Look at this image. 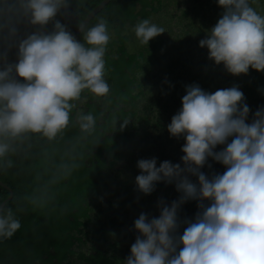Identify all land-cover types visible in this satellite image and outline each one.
<instances>
[{
    "label": "clouds",
    "instance_id": "9594fccd",
    "mask_svg": "<svg viewBox=\"0 0 264 264\" xmlns=\"http://www.w3.org/2000/svg\"><path fill=\"white\" fill-rule=\"evenodd\" d=\"M253 2L216 0L223 12L199 41L209 59L233 75L246 74L249 68L264 71V14L252 7ZM68 4L69 0H0V33L6 29L8 37H17L21 22L40 29L18 39L15 62L0 53V170L11 167L6 158L30 137L51 142L62 136L85 91L96 97L109 94L106 21L92 26L78 22L81 42L55 20ZM50 21L53 30L46 32L43 28ZM133 32L140 44H148L164 29L145 18ZM185 93L167 125L171 136L184 138L183 167L167 160L157 167L155 157L139 159L135 177L144 194L158 182L174 183L179 199L170 204L160 201L156 217L141 213L134 220L138 235L122 262L264 264V107L246 123L250 110L236 86L209 93L192 84L185 86ZM75 119L84 136L94 132L97 121L91 112L79 111ZM121 121L123 129L129 120ZM218 145L224 147L215 151ZM208 158L225 166L222 174L209 178L200 171ZM72 166L61 165L63 174ZM193 199L200 202V211L194 220L184 221L186 226L177 235L178 209ZM20 226L12 210L0 206V240L12 237Z\"/></svg>",
    "mask_w": 264,
    "mask_h": 264
},
{
    "label": "trees",
    "instance_id": "16d2710c",
    "mask_svg": "<svg viewBox=\"0 0 264 264\" xmlns=\"http://www.w3.org/2000/svg\"><path fill=\"white\" fill-rule=\"evenodd\" d=\"M101 1L103 0H69L68 7L62 9L55 20L72 32L77 28L78 22H82ZM197 3L203 4L200 0H194L193 4ZM149 6L150 9H147ZM161 6V0H110L89 21L90 24L86 25L92 26L101 19L107 24L110 39L104 56L105 79L109 85L110 108L113 109L109 112L103 109L98 102H94L95 96L85 91L70 113L69 126L62 136L51 142L32 136L17 152L6 158L12 161V165L0 170V206L10 208L21 226L12 237L0 240V264H65V262L69 264L72 260L69 258L74 255L77 256L78 261H84L85 264H115L102 247L108 234L120 229L126 223L119 211L120 208H128L129 200L126 198V193L119 194V200L108 201L104 205L103 209L114 213L105 215L103 225L108 223L112 228L99 227L85 232V235L94 234L95 239H100V246H93V253L89 254L77 249L78 242L82 240L80 235L82 229H86L91 221L92 206H101L106 200L104 193L110 191L108 169L112 167L114 161L107 160L105 151L108 150L112 156L124 158L126 155L121 149L122 141L126 140V134L133 135V129L141 136L138 141H145L141 142L140 146H136L139 142L133 143L136 149L143 148L138 156L133 154L134 161L137 162L139 157L151 156L157 159L159 166L161 161L169 157L164 143H170V136L161 133L164 125L169 124L171 117L180 109L181 97L186 94L185 86L192 85L199 79V83L205 81L200 83L202 86L210 87L208 90L212 88L207 78H199L203 71H199L200 73L197 71L195 74L188 69L184 71V75L179 74L175 71L177 64L172 62L173 55L169 57L166 53L157 55L154 49L164 48V40H157L151 48L144 44L137 52L128 51L127 45L131 38L130 33H126L128 29L133 28L142 19H150L153 13L161 9ZM196 8L197 6L192 10L194 19ZM191 29L189 17L188 28L183 31L193 32ZM37 30H40L39 26L21 22L17 26V37L10 38L5 29L0 33V53H6L9 62H15L18 39ZM43 30L52 31V22L50 21ZM75 38L82 42L81 32ZM192 56L195 59L196 53ZM155 60L167 62L158 65ZM195 62L196 60L192 70L197 69ZM209 64L215 68L210 70V74L217 77V81L213 84L216 85V90L236 86L243 93L245 103L249 98L255 97L257 90L246 84L241 74L233 75L227 70L224 71L220 67L221 64L215 62ZM140 67H147V71L155 72V77L165 83V88L154 83L161 89L159 93L152 87L150 90L139 87L136 93L138 81L135 72ZM168 72L171 74H167ZM252 72L254 86H257L261 80L264 81V71L252 70ZM18 80L22 81V78L19 77ZM139 96L144 97L148 104L135 108L138 104L134 101ZM83 99H88L85 105L87 109L84 112H91L97 121L94 132L87 136L80 132L75 119L77 108ZM129 101L133 106L132 109L117 107L118 104ZM147 106H153L159 114L155 123H152L150 115L141 111L142 107ZM135 116L142 117L143 120H135ZM123 119L129 121L121 129L120 124ZM113 126L116 127L115 131L109 134ZM156 138H161V142L154 145ZM153 146L156 148L154 151L151 148ZM222 147L224 146L218 145L217 151ZM127 151H130V148H127ZM64 164L74 165L66 175L61 170V165ZM205 165L207 171L212 172L205 174L203 167L200 171L209 178L215 174H222L221 170L225 169L224 165L211 158L207 159ZM189 179L194 183L197 182L195 176H190ZM179 196L180 193L175 190L174 183L166 184L161 181L160 185H155L151 193H141L137 203L140 209L143 207L144 214L156 217L159 215L160 201L170 204L173 200H178ZM198 203L200 202L193 199L180 205L177 212L180 223L177 229L178 235L183 232L179 229L186 226L184 221L194 220L196 213L200 211ZM202 203L207 206L209 201L205 200ZM181 207L184 209L182 210ZM137 235L136 230L126 234L130 239L126 257L130 255V246L135 242Z\"/></svg>",
    "mask_w": 264,
    "mask_h": 264
},
{
    "label": "rangeland",
    "instance_id": "374dc122",
    "mask_svg": "<svg viewBox=\"0 0 264 264\" xmlns=\"http://www.w3.org/2000/svg\"><path fill=\"white\" fill-rule=\"evenodd\" d=\"M203 4H193L194 0H161L162 6L161 9L157 13H153L150 17V21L152 23L157 24L158 26L164 29V32L160 33L158 36L152 38L146 46L150 47L153 43H156L157 40H164L165 47L159 50L154 49V52L157 55L166 53V56H172L174 59L172 62H175L176 65V72L179 74L184 75V71L190 69V71L197 73V71H203L200 73V79L207 78L210 84L212 85L211 90H208L210 87L202 86L200 83H204L205 81H201L200 83L195 82L193 84L198 85L202 90L208 91L209 93L216 91V85L213 84L217 81V77L215 75L210 74V70L214 69L210 66L209 63L214 64L212 59L208 57V49L206 47H201L199 45V41L204 39L207 32L216 24L217 20L220 18L223 9L218 6L216 0H200ZM211 2V3H205ZM156 5V4H155ZM196 8L195 19L193 18V11ZM252 7H254L258 12L264 14V0H254L252 3ZM150 9V6L147 7ZM209 9L207 12H205ZM188 11V13H187ZM187 13V15H186ZM186 15V16H185ZM185 16V17H183ZM190 17V27H192V31H183L188 28V21ZM182 18V19H181ZM126 33H130V41L128 42L127 49L129 52H137L140 48L142 49V45L140 44L137 38L134 35L133 28L130 27ZM184 37V39H181ZM159 46L158 44H156ZM203 50V51H202ZM196 53L195 59L193 58V54ZM196 60V70H192V65ZM158 65H163L167 61H159L155 60ZM190 61V63H189ZM156 64V65H157ZM220 67L226 71L223 64L221 63ZM148 68L140 67L135 72L138 81V87L135 89L137 93L139 87H143L146 90H150L151 87L153 90L159 93L161 89L156 85L165 88V83L160 79L155 77V72L147 71ZM252 70L254 69L249 68L248 73L241 74V78L246 81V84L252 86L257 90V93L254 94L255 97H251L247 100L246 104L249 107V116L246 120V123H250L252 120V114L260 107H264V81L261 80L257 86H254L252 83ZM206 73V74H205ZM167 74H171L168 72ZM166 74V75H167ZM244 75V78H243ZM190 82V81H189ZM156 85H155V84ZM184 88V87H182ZM155 93V94H157ZM153 92L150 94V96ZM154 94V95H155ZM110 94L106 97H96L94 98V102H98L101 107L108 112L113 109L110 108L111 100L109 99ZM88 99H83L80 101V106L77 108V112L85 111L86 108V101ZM134 102H137V107L146 106L148 104L147 100L144 97L139 96L135 99ZM117 107H124L125 109H132V105L129 102L118 104ZM142 113L150 115L152 123L157 121L159 114L155 110L153 106H147L146 108H141ZM76 116V115H75ZM135 120H143L142 117L135 116ZM131 120V117L129 118ZM167 125H164V130L162 131V135L170 136V143H164L166 146V153L169 157H166L165 160L170 161L172 163H180L181 167H183V163L180 160V157L184 155L181 151V147L184 144L183 137H174L171 136L167 130ZM116 127L113 126L109 130V134H112L115 131ZM133 135L126 134V140L122 141L121 149L125 153L126 156L124 158H118L116 156H112L108 150L105 151V155L108 161L113 160L114 164L112 167L108 169V181L110 183V191H106L104 193L106 200L101 206H92L90 210L91 221L87 224L86 229H82L81 237L82 240L78 242L77 249L82 250L85 253H93L92 247H99L100 246V239H95L94 234H87L85 232L87 230H95L99 227H104L106 229L112 228L111 225L106 223L105 225V215L113 214L114 211H110L108 209H103L104 205L107 204L108 201H117L119 200L120 195L122 193H126V198L129 200L128 208H120L119 211L121 212L123 218L126 220L125 225H123L120 229L114 230L112 233L108 234L105 243L103 244V250L107 253L114 260L115 264H123V260L126 258V254L128 252V247L130 243V239L126 236L128 232L135 231L134 228V220L138 218V216L143 212V207L140 209L137 203V199L139 195L142 193L138 190L135 184V177L139 174L140 170L136 166V161H134V155L138 156L139 153L143 150V148L136 149L133 147V143L139 142L138 145L140 146L145 141H138L141 136L136 133L135 130L132 129ZM136 133V134H135ZM118 140H120L118 138ZM121 141V140H120ZM161 142V138H156L154 140V145H157ZM127 148H130V151H127ZM152 151L156 148L153 146L151 147ZM217 151V148L215 149ZM151 156L146 157H139V159H148ZM158 167V164H157ZM202 170H204L205 174H209L212 171H207L206 165L203 166ZM225 169H222V173ZM160 185V182L156 183ZM152 202V201H151ZM121 207V206H119ZM183 210L184 208L181 207ZM183 227L181 229L183 231ZM178 235V234H177ZM111 244H114L113 246ZM69 259V264H85L84 261H78L77 256H71ZM68 259V261H69ZM67 264V262H65Z\"/></svg>",
    "mask_w": 264,
    "mask_h": 264
},
{
    "label": "water",
    "instance_id": "95a60500",
    "mask_svg": "<svg viewBox=\"0 0 264 264\" xmlns=\"http://www.w3.org/2000/svg\"><path fill=\"white\" fill-rule=\"evenodd\" d=\"M110 0H103L101 1L89 14L88 16L82 21L85 25L89 23V21L97 14L98 11H100ZM80 33L79 27L71 32V34L75 37ZM17 79L19 77L17 76ZM2 206V205H1Z\"/></svg>",
    "mask_w": 264,
    "mask_h": 264
},
{
    "label": "bare ground",
    "instance_id": "6f19581e",
    "mask_svg": "<svg viewBox=\"0 0 264 264\" xmlns=\"http://www.w3.org/2000/svg\"><path fill=\"white\" fill-rule=\"evenodd\" d=\"M90 24V23H89Z\"/></svg>",
    "mask_w": 264,
    "mask_h": 264
}]
</instances>
